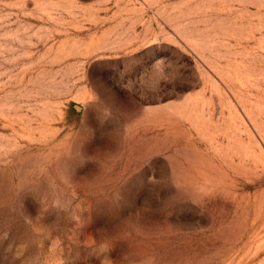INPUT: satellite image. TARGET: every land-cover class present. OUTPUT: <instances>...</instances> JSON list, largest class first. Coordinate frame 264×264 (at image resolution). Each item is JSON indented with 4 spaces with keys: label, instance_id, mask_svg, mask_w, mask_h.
<instances>
[{
    "label": "rangeland",
    "instance_id": "obj_1",
    "mask_svg": "<svg viewBox=\"0 0 264 264\" xmlns=\"http://www.w3.org/2000/svg\"><path fill=\"white\" fill-rule=\"evenodd\" d=\"M0 264H264V0H0Z\"/></svg>",
    "mask_w": 264,
    "mask_h": 264
}]
</instances>
